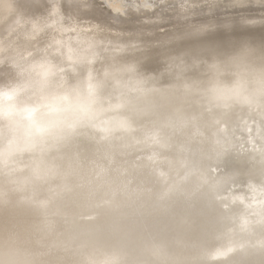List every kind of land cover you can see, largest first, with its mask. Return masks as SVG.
Returning <instances> with one entry per match:
<instances>
[{"label": "bare ground", "instance_id": "obj_1", "mask_svg": "<svg viewBox=\"0 0 264 264\" xmlns=\"http://www.w3.org/2000/svg\"><path fill=\"white\" fill-rule=\"evenodd\" d=\"M113 1L107 4L114 11L126 12L128 0ZM231 1L222 5L247 2ZM244 8L225 15L264 22V13H254L261 7ZM200 22L159 32L177 43L139 58L150 71L130 77L122 54L112 51L103 66L105 80L89 74L111 115L52 150L34 196L31 186L29 199L0 193V240L15 242L13 257L30 264H79L86 249L104 243L118 246L128 264H216L211 251L251 239L244 204L232 197L243 194L250 202L252 191L264 187V106H211L194 85L214 60L243 57L249 42L264 41V29L210 33L228 43L222 49L199 39ZM26 23L22 17L12 25L21 45L0 53V82L11 78L13 61L26 51L29 36L20 27ZM5 27L0 18V34ZM111 31L137 29L120 25ZM5 182L0 175V184ZM250 259L238 253L230 264Z\"/></svg>", "mask_w": 264, "mask_h": 264}, {"label": "clouds", "instance_id": "obj_2", "mask_svg": "<svg viewBox=\"0 0 264 264\" xmlns=\"http://www.w3.org/2000/svg\"><path fill=\"white\" fill-rule=\"evenodd\" d=\"M99 2L42 0L43 4L52 6L50 14L42 15L31 7L32 0H0V18L6 21L0 34V53L8 51L12 44L21 45L20 36L13 35L17 29L12 25L22 17L28 23L20 27L29 36L23 42L24 55L13 61L16 71L10 79L0 82V175L6 178L0 184V193L29 199L27 193L31 186L34 196V186L42 178L52 150L82 129L99 127L111 115L103 90H94L89 80L90 73L95 74L97 81L105 80L103 66L109 53L122 54L131 77L151 70L147 61L139 59L141 56L177 43L169 33H113L111 29L119 27V21L104 24L86 21L82 14L84 7ZM165 4L167 0H140L139 3L131 0L126 6L139 11ZM199 39L222 49L229 47L226 41L215 40L211 34ZM3 66L4 60L0 59V67ZM194 86L211 106L253 102L264 106V41L249 42L243 57L232 55L214 60ZM232 199L244 204L251 239L220 253L213 250L209 257L216 264H230L233 255L243 253L253 258L247 264H257L254 259L257 256L258 264H264V187L252 191L250 202L243 194ZM14 246L15 242L8 237L0 240V264H30L22 256L10 254ZM79 264L128 262L118 246L101 243L86 249Z\"/></svg>", "mask_w": 264, "mask_h": 264}, {"label": "snow or ice", "instance_id": "obj_3", "mask_svg": "<svg viewBox=\"0 0 264 264\" xmlns=\"http://www.w3.org/2000/svg\"><path fill=\"white\" fill-rule=\"evenodd\" d=\"M31 7L40 11L42 15L50 14L51 5L43 4L42 0H32ZM127 7V6H125ZM184 6L181 5V8ZM239 7V5H222L214 2H210L205 4L202 8L199 9V15L202 17L201 22L197 27V31L204 35L213 33V32H232L237 28L240 29H255L257 27L264 29V22H259L253 18H248L244 16L240 17H229L225 15V12L228 9ZM169 9H173L174 5L165 4L159 7L160 13H165ZM106 13V20L100 19L95 13ZM85 16H92L93 19H100V23L104 24L106 21H119L120 23H128L131 20H139V16L135 12L129 11L127 15H122L121 11L113 10V8L103 2H99L98 4L92 5L91 7H84L82 12ZM152 15H156V13H152ZM180 14L178 13V16ZM184 20H187L186 18ZM147 25H143L139 29L138 32L147 35L148 33L144 30Z\"/></svg>", "mask_w": 264, "mask_h": 264}, {"label": "rangeland", "instance_id": "obj_4", "mask_svg": "<svg viewBox=\"0 0 264 264\" xmlns=\"http://www.w3.org/2000/svg\"><path fill=\"white\" fill-rule=\"evenodd\" d=\"M108 1L110 2L109 4H111V5L114 3L113 0H108ZM128 1L131 3V0H128ZM167 1H169V3L167 2V4H172V5L174 4L175 10L169 9L165 13H160L159 8H157V7H154V9L152 8L153 10L149 9V11H147V10L145 11V9L143 11V8H141L142 11L141 10L134 11V10H131V9L130 10L128 9V11H127V8H126V12L122 13V15H127L128 14L127 12H129V11L133 12L134 11L140 18H139V20H131L128 23H121V25L122 26H126V27H128L129 29H132V30L139 29L143 25H147V27L145 28V31L148 34H150V35L151 34H156V33H159V32H165V31H168L170 29L171 30L172 29H176V28H173V27H176V26H181L180 28H182L183 26H186L188 24H194L193 22L201 21L202 17L198 14L199 13V9L202 8L207 3L214 2V3H217V4H222L223 2L224 3H229L231 0H229V1L228 0L227 1L226 0H222V1H220V0H194L195 2L193 1L192 3L184 1V0H167ZM172 1H174V2L172 3ZM182 1H183V6H184L183 8H181ZM129 2H127V4H130ZM139 2L140 1L137 0V3H139ZM235 2L236 1H234V3ZM243 2L244 1H242L241 4L242 5L244 4L245 8H247V6L248 7H261L262 8L261 10L255 11L254 13H260V14L264 13V0H260V1L256 2V3L252 2V1L248 2V0H247V2L245 1L246 4L243 3ZM189 3H191V4H189ZM203 3H205V4H203ZM234 3H232V5ZM229 4H231V3H229ZM238 4L241 6L242 9L244 8L240 3L234 4V5H238ZM193 5H194L195 8H193ZM240 6H239V8L235 7L236 10L241 9ZM235 8L228 9L225 12V14L231 13L232 11H234L232 9H235ZM193 9H195V10H193ZM183 12L185 14H183ZM152 13H156V15H152ZM178 13L180 15L179 16H175V14H178ZM105 14H102V15L104 17H106L107 14L106 15ZM159 14H161V15H159ZM231 14H229V15H231ZM102 15H100V16H102ZM185 18L187 20H184Z\"/></svg>", "mask_w": 264, "mask_h": 264}]
</instances>
